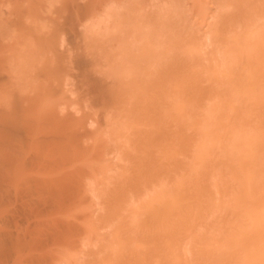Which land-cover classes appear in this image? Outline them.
Here are the masks:
<instances>
[{
	"label": "rangeland",
	"instance_id": "rangeland-1",
	"mask_svg": "<svg viewBox=\"0 0 264 264\" xmlns=\"http://www.w3.org/2000/svg\"><path fill=\"white\" fill-rule=\"evenodd\" d=\"M133 1L112 10L107 0H77L107 7L115 18L114 29L108 26L106 33L102 26L101 35L91 36L96 48L87 54L90 71L106 73L121 98L115 106L119 116L112 110L118 120L111 116L119 136L116 131L112 141L103 138V155L98 147L90 152L101 151V161L92 163L95 173L91 163L87 167L94 182L83 178L80 194L66 184L51 196L28 190L34 180L72 168L60 163L63 168L53 172V122L39 116L37 123L44 124L34 136L38 142L25 141L20 148L26 179L9 184L22 187L27 201L17 218L16 199L0 191V229L14 230L18 222L26 232L22 264H264V0ZM13 2L23 12L19 21L32 24L37 17L41 32L54 36L37 34V79L23 84L29 89L38 83V100L46 103L40 105L52 106V80L75 81L53 71L51 51L60 36L53 26L69 15L71 3ZM129 43L133 54L125 48ZM109 50L117 59L121 50L131 58L115 67L119 81L110 78L116 60L105 57ZM81 102L79 109L85 107ZM59 151L57 162L72 155L67 148Z\"/></svg>",
	"mask_w": 264,
	"mask_h": 264
},
{
	"label": "bare ground",
	"instance_id": "bare-ground-1",
	"mask_svg": "<svg viewBox=\"0 0 264 264\" xmlns=\"http://www.w3.org/2000/svg\"><path fill=\"white\" fill-rule=\"evenodd\" d=\"M67 1L69 2L68 4L71 3L70 7L69 5H64L68 7L69 10L71 9L69 11L70 13L68 12L69 15L67 14L68 16H65L63 20L60 21V23L57 22L55 24L56 26H53L55 27V29H53V34H55L56 32L60 33V38L58 37V33L55 34L58 35L57 37L55 36L57 39L54 38L55 42H53L56 43V40H58L59 44H57L59 48L56 44V50V47L52 43L51 45L53 46V48L50 49L51 51L55 52L56 59L54 58V55L53 58L55 59V62L57 61V63L53 61V63L56 64V67L55 69L53 68V71H56L57 74L59 72V74L61 73V75L64 76L71 75L75 78V81H70L68 80V78H57L55 76H58L59 74H55V76L53 77H55L54 79L57 81H55L54 79L52 80L53 91L50 92V89L48 90L49 93L47 91H43L45 94L47 92L49 97H53L51 98L53 99L51 100L53 101V103L50 102L53 105H46L42 107L41 105L46 103H44L45 101L41 103L42 101L40 102L38 100L39 96L37 95V81H34L32 83H37V86H35V84L33 86L31 85L32 87L29 86V89H27V87H23V84L30 78L32 81L34 79H37L36 76L38 72H36V76H33V72L35 73L36 71V69L33 68L35 55L39 49V42L37 41H39L38 38L41 37V34H43L42 37L48 35L52 36V31L49 32V30L46 29V34L42 33L41 31L43 30L40 29V27L37 25L38 22L36 23L37 20L35 18L37 17L33 19L32 24L22 23L21 21H19L21 18H23L22 10H18V6H16V8L13 7L18 4H16L15 2L14 5L13 0H0V4L4 7H7V10L6 8L3 9L4 7H0V135L3 136L2 140H4L3 143L5 144V148L3 147L2 149L3 143L0 141L2 143H0L2 149L0 150V191H3L5 193L4 197H6L7 199L9 197H13L16 199L14 202L15 204L13 206V216L17 218L20 216L21 209L27 201L25 199V196L27 195L24 193V189L22 187H16L14 189H11L9 188V184H18L22 180V178L26 179L24 173L21 174L20 148L22 147L25 141H30L31 143L37 141L34 136L36 134L38 126L40 127L39 123L41 124V122L44 121L42 119L41 122L39 121L37 123V120H39L37 118H39V116L45 118L46 120H50V122H53V124H51L53 125L51 126L53 127V137L51 136L53 138V148H57V152L61 148L70 149V151L72 152V155L70 157V154H67L68 157H64L63 155L65 154L62 153L63 151H59V155L61 153L63 154L62 157L57 156L61 158V160L58 158L60 160H58L59 162H57V158L55 157V154L57 152L53 153L55 162L57 164L59 163V165H55L56 163L53 161L55 163L53 164V172L56 171L61 164L63 167L70 166L72 168H67L59 176H49L45 179L34 180L33 186H28V190L31 193L38 192L41 190L47 192V194L51 196L53 195V193L56 192V190L59 191L57 186H64L65 184V189H67L68 185L69 190L71 192L79 193V187L81 186V184L82 186H85V184H83L84 182L82 183V179L86 176H89V178L92 179L91 177L93 176L90 177V173L92 175L95 173L96 169L93 168V161H101V158L99 156L101 154V151L99 152L98 150L97 152H99L100 154L98 153V156H95L90 153L91 150H97L98 147L102 150L103 155V148H106L107 146H105V141L107 139L104 140L103 138H108L110 142L112 141V139H114V137L116 138L117 135H115V133L118 129L112 125V120H114V117L112 119L111 116L116 117L121 112V110L120 112H118V109V111L116 110V108L119 106V103L117 104V102L121 101V98H117V101L116 96L120 95V93L117 94L119 92H117L118 89L115 88L114 91L113 86L108 80H106V73L101 72L103 73V76L105 75V77L101 76L100 74H98L100 76H96V73L93 74L94 72L90 71V69L88 68L90 60H92L91 55L94 54L92 52L93 48H96L95 45L93 46L91 44V40L93 39L91 38V36H93L95 33L96 37L101 35L100 29L102 26H104V32L106 33H108V26H114L110 29L115 28V24L113 25L112 22L115 21V18L113 17L114 14L113 12L112 14L108 13L106 9L107 7L110 8L111 6L110 9L117 10L116 5L118 6V8L120 7V9L123 7L126 8L127 6L132 5L134 1L130 3V0H107L108 2H112V5L109 3V6L105 7L106 10L104 8L102 9V7H99L100 9L96 8V4L95 7H93L91 6L90 2L80 4L77 2V0H75L76 2L74 0H71L72 2L70 0ZM103 1L105 2L106 0ZM114 3L115 5H113ZM8 6L14 9V12L15 9L20 11V14H16V10V15H14L13 10H9ZM101 6L104 5L101 4ZM110 11L111 10H109V12ZM11 12L13 13L12 17H10L12 14ZM37 14V16H40V14L42 13L38 12ZM17 15H21L22 17H19L18 19ZM42 16L43 15L40 16L41 19L44 18H42ZM124 16H122V18H124ZM21 20L23 21V19ZM44 20L45 18L41 20L42 28L46 27V24L43 22ZM130 29L131 28L127 29L129 31L125 32V35H131ZM37 34L40 37H38ZM53 37L54 36H52V38ZM49 40H51V38ZM49 44L48 46L45 44L47 48H49ZM60 46L62 47L60 48ZM125 48L128 50L127 52L129 54H133V49L131 48L130 43L129 45H126ZM90 51L92 52V54L90 53ZM89 53L91 54L89 56L91 58L88 57ZM123 54L124 51L121 50L119 52L120 58L117 59L114 53L109 50L108 54L105 56L107 59L112 58L116 60L115 62H112V67L114 70L112 71L111 69V72H113V74L115 72L113 77H115L117 75L116 73H118L119 71H117V68L115 69V67H118L120 64L122 65L123 63H126L127 65L128 62L126 61L131 60L129 56H122ZM109 62L111 63V61ZM37 69L39 70V68ZM73 69H76V71H73ZM40 76H43L42 73L40 74ZM113 77L111 76L110 78L119 81L117 80L118 76H116L115 78ZM116 81L115 83L113 82V85L117 84ZM49 86L51 88V84H49ZM25 89L27 90V93L24 92L26 91ZM30 89L31 91L29 92L28 90ZM67 92L69 95H67ZM48 96L46 95V97L50 99ZM79 101H82V105L85 106L80 107L82 110L84 108H90V110L88 111L93 110V113L90 114V112L88 111L85 112L86 109L84 111L79 109ZM116 105L118 106L115 108ZM69 107L73 108L76 113L79 112L78 110H81L82 112H79V115L76 116L74 114V111L71 112L72 110H69ZM113 108L116 111H114ZM112 110L117 115H114ZM42 111L43 113H41ZM42 123L44 124V122ZM48 125H50V123ZM119 132L120 131H117L118 136ZM39 142L42 143L43 141ZM89 166L93 168L91 170L95 169L94 173L93 171L89 170V168L87 169V167ZM23 167H25V165ZM30 181H32V179ZM83 191L85 190L83 189L81 193H83ZM35 205H32V209H34V211L36 210V212H40V210H37L38 208L40 209V207L37 205V208V206ZM29 207H31V205ZM1 229H3V227ZM1 229L0 264H22L21 262L23 261V255L24 252L28 249L29 243V240L26 237V232L20 227L18 222H15L14 230L12 228H4L3 230Z\"/></svg>",
	"mask_w": 264,
	"mask_h": 264
}]
</instances>
